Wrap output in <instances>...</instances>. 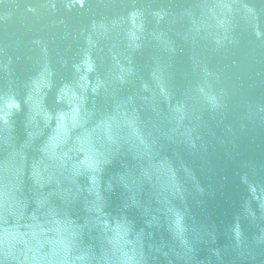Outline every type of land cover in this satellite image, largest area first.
I'll use <instances>...</instances> for the list:
<instances>
[{"label":"water","instance_id":"obj_1","mask_svg":"<svg viewBox=\"0 0 264 264\" xmlns=\"http://www.w3.org/2000/svg\"><path fill=\"white\" fill-rule=\"evenodd\" d=\"M264 202V0H0V264H103Z\"/></svg>","mask_w":264,"mask_h":264}]
</instances>
